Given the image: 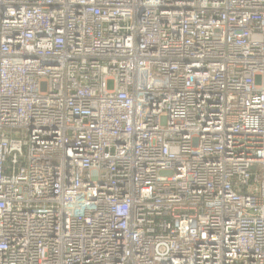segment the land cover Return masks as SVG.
<instances>
[{"label": "built area", "instance_id": "1", "mask_svg": "<svg viewBox=\"0 0 264 264\" xmlns=\"http://www.w3.org/2000/svg\"><path fill=\"white\" fill-rule=\"evenodd\" d=\"M0 264H264V0H0Z\"/></svg>", "mask_w": 264, "mask_h": 264}, {"label": "rangeland", "instance_id": "2", "mask_svg": "<svg viewBox=\"0 0 264 264\" xmlns=\"http://www.w3.org/2000/svg\"><path fill=\"white\" fill-rule=\"evenodd\" d=\"M113 86H114L113 83L110 82L109 83V89H113Z\"/></svg>", "mask_w": 264, "mask_h": 264}]
</instances>
